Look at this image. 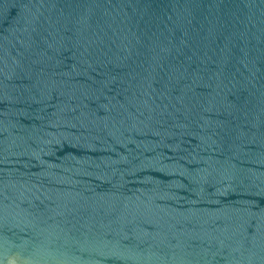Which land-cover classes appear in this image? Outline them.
Here are the masks:
<instances>
[{
	"label": "water",
	"instance_id": "obj_1",
	"mask_svg": "<svg viewBox=\"0 0 264 264\" xmlns=\"http://www.w3.org/2000/svg\"><path fill=\"white\" fill-rule=\"evenodd\" d=\"M0 264H264V0H0Z\"/></svg>",
	"mask_w": 264,
	"mask_h": 264
}]
</instances>
